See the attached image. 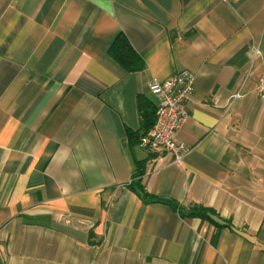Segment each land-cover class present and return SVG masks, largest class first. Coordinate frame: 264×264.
<instances>
[{
	"label": "crops",
	"instance_id": "obj_1",
	"mask_svg": "<svg viewBox=\"0 0 264 264\" xmlns=\"http://www.w3.org/2000/svg\"><path fill=\"white\" fill-rule=\"evenodd\" d=\"M183 71L175 163L128 135ZM261 76L264 0H0V264H264ZM138 161L148 193L233 230L144 204Z\"/></svg>",
	"mask_w": 264,
	"mask_h": 264
},
{
	"label": "built area",
	"instance_id": "obj_2",
	"mask_svg": "<svg viewBox=\"0 0 264 264\" xmlns=\"http://www.w3.org/2000/svg\"><path fill=\"white\" fill-rule=\"evenodd\" d=\"M149 90L157 103L155 120L150 129L139 137L138 147L149 154L170 155L175 163H180L188 148L177 142L175 137L188 119L186 102L194 91V76L186 71L179 72L163 82L151 84ZM256 94L264 101V76L256 81ZM241 97L238 91L231 100Z\"/></svg>",
	"mask_w": 264,
	"mask_h": 264
},
{
	"label": "trees",
	"instance_id": "obj_3",
	"mask_svg": "<svg viewBox=\"0 0 264 264\" xmlns=\"http://www.w3.org/2000/svg\"><path fill=\"white\" fill-rule=\"evenodd\" d=\"M109 54L113 57L116 56L118 62L123 63L119 59H127L130 62H133L135 55L131 51V48L127 42V40L123 36H118L117 39L114 41L112 46L109 49ZM145 109L141 113L142 122L145 125V132L141 135L145 134L150 127L153 125L155 120V111H151L150 107H144ZM140 135V136H141ZM128 139L133 141L135 144L138 145L137 136H133L132 133H129ZM129 141V142H130ZM131 143V142H130ZM145 173V162L138 161L135 163V169L133 171L132 177L130 181L126 184L127 188L131 190V192L135 193L137 197L144 203V204H151V203H160L165 204L171 207L173 211H176L180 214L181 217H188V218H198L202 221H206L218 228H229L233 230L231 225L227 221H217L219 220V216L213 209H208L201 206H194L186 211H182L180 206L169 199L159 198L148 193L142 184L143 176Z\"/></svg>",
	"mask_w": 264,
	"mask_h": 264
}]
</instances>
